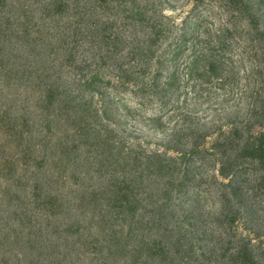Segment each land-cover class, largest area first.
Instances as JSON below:
<instances>
[{
    "label": "trees",
    "instance_id": "obj_1",
    "mask_svg": "<svg viewBox=\"0 0 264 264\" xmlns=\"http://www.w3.org/2000/svg\"><path fill=\"white\" fill-rule=\"evenodd\" d=\"M0 264H264V0H0Z\"/></svg>",
    "mask_w": 264,
    "mask_h": 264
}]
</instances>
